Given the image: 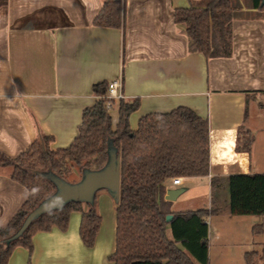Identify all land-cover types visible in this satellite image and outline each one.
I'll return each mask as SVG.
<instances>
[{"label": "crops", "instance_id": "obj_1", "mask_svg": "<svg viewBox=\"0 0 264 264\" xmlns=\"http://www.w3.org/2000/svg\"><path fill=\"white\" fill-rule=\"evenodd\" d=\"M102 2L0 0V153L15 158L41 135L52 139V151L69 147L83 111L98 99L93 87L120 78L124 101L139 104L129 118L131 130L145 115L179 107L208 122L209 174L182 177L178 186L168 180L166 192L187 193L196 206L189 211L212 208L214 194L216 203L228 207L227 178L263 172L257 162L264 144L262 12L251 8L249 0H238L231 57L206 59L188 52L184 26L174 23V10L201 0H124V24L119 29L93 25ZM113 108L117 122V103ZM241 128L254 137L248 153L236 150ZM10 174V168L0 167V228L28 198ZM81 174L76 181H66L77 183ZM177 198L170 202L171 213L183 212L175 209ZM88 205L82 203L83 209ZM91 205L101 217L92 247L83 244L81 214L73 212L65 230L36 232L32 253L16 247L7 264H114L110 256L116 245V203L100 190ZM205 221L209 228V218ZM169 233L168 228L166 235L172 239Z\"/></svg>", "mask_w": 264, "mask_h": 264}, {"label": "trees", "instance_id": "obj_2", "mask_svg": "<svg viewBox=\"0 0 264 264\" xmlns=\"http://www.w3.org/2000/svg\"><path fill=\"white\" fill-rule=\"evenodd\" d=\"M238 5V0H201L195 6L174 10V23L184 26L188 52L200 53L206 59L230 58L231 26L238 17ZM249 5L264 13L261 0H249ZM123 24L124 0H103L93 25L119 29ZM106 88L107 83L93 87L98 99L83 111L77 136L69 147L52 151V139L41 135L15 158L0 153V167L10 168V179L28 193L8 225L0 228V264H7L16 247L26 249L30 255L32 236L53 227L65 230L73 212L81 214L79 233L83 244L93 246L101 217L92 205L84 210L80 202H68L61 209L42 214L20 237H12L25 218L55 192L54 185L40 174L50 171L65 180L73 169L79 173L99 170L107 161L109 140L119 157L116 245L110 260L114 264H208L205 219L216 211L171 213L170 202L164 200L168 180L209 174L208 122L190 109L179 107L169 113L141 117L133 131L129 118L138 109V101L121 100L116 102L117 122L113 127L110 112L104 108ZM253 143L249 130H238L237 151L248 153ZM227 183L231 215L264 216V174L232 175ZM168 215L172 219L166 223ZM168 228L172 239L166 235ZM259 228L254 227L253 233ZM254 255H244L246 264H253Z\"/></svg>", "mask_w": 264, "mask_h": 264}, {"label": "rangeland", "instance_id": "obj_3", "mask_svg": "<svg viewBox=\"0 0 264 264\" xmlns=\"http://www.w3.org/2000/svg\"><path fill=\"white\" fill-rule=\"evenodd\" d=\"M232 1L234 2L236 0ZM262 16L264 17V13H262ZM255 110L256 109L254 104L250 102L249 112L253 113ZM260 112V114L264 115V105L262 106ZM110 115L112 117V123L114 126L116 122V113L114 111H111ZM261 148V153L257 159V162L263 169L259 171H263L262 174H264V144ZM79 175V171L77 169H73L69 172L65 181H76L78 180ZM184 193L178 196V206L175 207V209H180L183 212L189 211L187 210L188 207H196L190 204L193 198H187V193ZM213 197L214 201L211 207L216 211V213H213V215H210L208 217V264H246L244 253H250L253 251L256 252L254 257H252L253 264H264V216L231 215L229 212V201L228 207H226V205H224V203L221 201H218V203H216V194H214ZM208 208L209 207H207V209ZM254 227H260L259 229L255 230L258 231V233H252L251 230ZM169 234L171 236V232ZM194 262L196 261L194 260Z\"/></svg>", "mask_w": 264, "mask_h": 264}, {"label": "water", "instance_id": "obj_4", "mask_svg": "<svg viewBox=\"0 0 264 264\" xmlns=\"http://www.w3.org/2000/svg\"><path fill=\"white\" fill-rule=\"evenodd\" d=\"M261 6H264V0H261ZM48 179L55 187L52 196L42 201L24 220L17 233L12 239H17L26 230V228L42 214L51 210L61 209L68 202H80L92 204L95 193L100 190H106L113 198L115 203L119 196V157L117 150L112 144V140L107 143V161L99 170L82 171L81 179L77 183H68L59 178L53 172L47 171L40 174ZM182 193V190H168L164 200L168 202L175 201ZM172 215L165 218L169 223Z\"/></svg>", "mask_w": 264, "mask_h": 264}, {"label": "built area", "instance_id": "obj_5", "mask_svg": "<svg viewBox=\"0 0 264 264\" xmlns=\"http://www.w3.org/2000/svg\"><path fill=\"white\" fill-rule=\"evenodd\" d=\"M103 98L105 99L104 108L109 112L112 110L113 105L116 102L125 99L122 91V80L120 78H116L107 82V88ZM171 183L173 186H178L181 183V179H172Z\"/></svg>", "mask_w": 264, "mask_h": 264}]
</instances>
